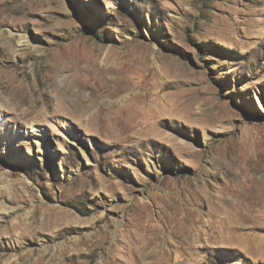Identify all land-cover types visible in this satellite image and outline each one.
Instances as JSON below:
<instances>
[{
	"label": "rangeland",
	"instance_id": "1",
	"mask_svg": "<svg viewBox=\"0 0 264 264\" xmlns=\"http://www.w3.org/2000/svg\"><path fill=\"white\" fill-rule=\"evenodd\" d=\"M0 99V264H264V0H0Z\"/></svg>",
	"mask_w": 264,
	"mask_h": 264
},
{
	"label": "bare ground",
	"instance_id": "2",
	"mask_svg": "<svg viewBox=\"0 0 264 264\" xmlns=\"http://www.w3.org/2000/svg\"><path fill=\"white\" fill-rule=\"evenodd\" d=\"M102 68V71L103 72H105V73H109L113 68L111 67V66H108V67H105V66H102L101 67ZM101 71V70H100ZM1 100V99H0ZM2 105V104H1ZM69 105V104H68ZM3 106V105H2ZM16 107V109H17V106H15ZM20 107V106H19ZM33 107V106H32ZM10 109H12V108H10ZM19 109V108H18ZM23 109V108H22ZM28 114V113H27ZM262 213V212H261ZM260 213V214H261ZM249 214V213H248Z\"/></svg>",
	"mask_w": 264,
	"mask_h": 264
}]
</instances>
